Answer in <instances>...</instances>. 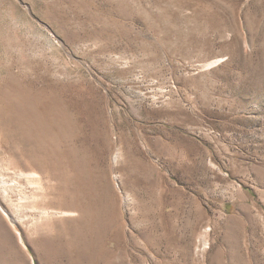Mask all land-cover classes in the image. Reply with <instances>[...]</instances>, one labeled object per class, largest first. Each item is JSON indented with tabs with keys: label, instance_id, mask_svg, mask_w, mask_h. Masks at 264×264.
<instances>
[{
	"label": "rangeland",
	"instance_id": "rangeland-1",
	"mask_svg": "<svg viewBox=\"0 0 264 264\" xmlns=\"http://www.w3.org/2000/svg\"><path fill=\"white\" fill-rule=\"evenodd\" d=\"M0 264H264V0H0Z\"/></svg>",
	"mask_w": 264,
	"mask_h": 264
},
{
	"label": "bare ground",
	"instance_id": "bare-ground-1",
	"mask_svg": "<svg viewBox=\"0 0 264 264\" xmlns=\"http://www.w3.org/2000/svg\"><path fill=\"white\" fill-rule=\"evenodd\" d=\"M0 209L2 210V212H3L5 215H7L1 206H0Z\"/></svg>",
	"mask_w": 264,
	"mask_h": 264
}]
</instances>
